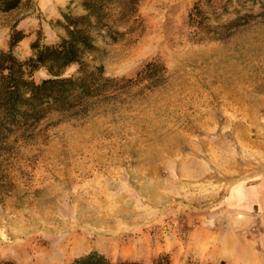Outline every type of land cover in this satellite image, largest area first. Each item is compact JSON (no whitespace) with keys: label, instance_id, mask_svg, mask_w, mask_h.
I'll return each instance as SVG.
<instances>
[{"label":"rangeland","instance_id":"obj_1","mask_svg":"<svg viewBox=\"0 0 264 264\" xmlns=\"http://www.w3.org/2000/svg\"><path fill=\"white\" fill-rule=\"evenodd\" d=\"M69 1L0 12V51L13 29L21 60L57 42L61 13H82ZM196 2L141 0L89 58L117 89L0 142V262L264 264V18L199 42Z\"/></svg>","mask_w":264,"mask_h":264},{"label":"trees","instance_id":"obj_2","mask_svg":"<svg viewBox=\"0 0 264 264\" xmlns=\"http://www.w3.org/2000/svg\"><path fill=\"white\" fill-rule=\"evenodd\" d=\"M140 1L70 0L68 10L75 3L82 13L62 12L57 23L65 35L53 44H45L37 37L30 44L31 56L25 60L15 55L14 48L26 35L12 30L7 49L0 51V142L16 129L38 125L52 113L73 112L117 89L119 81L106 77L102 65H91L89 58L96 59L99 54L98 42L118 41L124 33L121 30L135 22ZM21 2L0 0V12L16 9ZM261 18H264V0H197L187 16V24L196 30L194 38L200 42L226 39L236 29ZM73 65L77 66L76 73L64 77V71ZM160 68L155 66V74ZM40 69L48 77L36 82L32 75ZM71 264L142 263L111 262L100 253L90 252ZM150 264L170 263L167 256H158Z\"/></svg>","mask_w":264,"mask_h":264}]
</instances>
